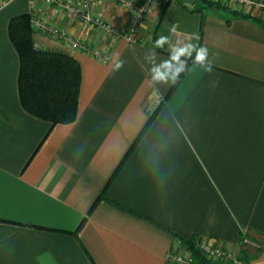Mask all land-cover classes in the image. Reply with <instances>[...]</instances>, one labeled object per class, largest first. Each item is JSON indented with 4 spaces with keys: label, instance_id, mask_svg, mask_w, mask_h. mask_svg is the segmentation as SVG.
Returning <instances> with one entry per match:
<instances>
[{
    "label": "crops",
    "instance_id": "1",
    "mask_svg": "<svg viewBox=\"0 0 264 264\" xmlns=\"http://www.w3.org/2000/svg\"><path fill=\"white\" fill-rule=\"evenodd\" d=\"M92 1L95 17L121 36L73 22L62 4L76 0H0V264H166L169 251L190 252L184 240L192 238L264 264L259 248L239 247L243 235L264 246V9H237L261 24L170 0L158 30L169 43L149 59L164 0H154L136 43L123 35L130 10ZM30 13L108 59L34 31L38 49L81 65L72 124L51 128L21 104L8 26ZM187 44L207 46L211 70L192 62L163 101L183 71L153 83L150 69ZM194 53L180 57L184 69Z\"/></svg>",
    "mask_w": 264,
    "mask_h": 264
},
{
    "label": "trees",
    "instance_id": "2",
    "mask_svg": "<svg viewBox=\"0 0 264 264\" xmlns=\"http://www.w3.org/2000/svg\"><path fill=\"white\" fill-rule=\"evenodd\" d=\"M171 1L163 2L159 14L158 25L154 33V41L159 37L158 30L164 20L167 9ZM197 11L205 9L229 11L227 6H223L219 2L212 0H198L196 4ZM234 10V11H233ZM231 13L248 19H254L258 23L263 24L261 19L253 18L250 14H245L233 9ZM9 36L15 46L20 58V72L18 77L19 97L23 108L31 115L47 121L51 124V128L58 124H72L77 120L79 111V97L81 91L82 71L81 65L71 55L58 51L40 50L35 45L34 30L31 25V14H23L11 19L9 24ZM201 45L199 44L198 47ZM197 47V48H198ZM159 50L160 48H156ZM196 51L189 58V64L178 77L170 91L164 96L163 101L168 99L184 75L188 71L189 65L195 61ZM163 101L151 113L149 120L139 135L135 144L131 147L124 160L120 164L116 173L108 182L103 192L95 201L92 210L104 198H107L108 188L115 178L116 174L125 164L128 157L133 152L136 144L146 133L157 113L162 107ZM91 210V212H92ZM84 221L80 225L82 227ZM78 227V231L80 230ZM187 249L192 253L196 264H213L207 261L198 250L195 239L184 240ZM247 257V255H244ZM249 260V259H245Z\"/></svg>",
    "mask_w": 264,
    "mask_h": 264
},
{
    "label": "built area",
    "instance_id": "3",
    "mask_svg": "<svg viewBox=\"0 0 264 264\" xmlns=\"http://www.w3.org/2000/svg\"><path fill=\"white\" fill-rule=\"evenodd\" d=\"M46 4L55 5L61 4L62 0H41ZM76 3L62 4L63 8L69 14L70 19L75 23H84L87 26L99 28L114 36H121L122 34L114 29L111 25L103 22L100 18L95 17L93 14V1L92 0H76ZM118 2L121 7L130 10L132 13L130 24L123 34L124 37L131 43L137 42V35L139 28L142 26L149 8L152 6L154 0H113ZM219 2L223 6H231L233 9H238L241 5H253L257 9H264V3L255 2L252 0H212ZM35 0H31L34 4ZM234 4V5H233ZM235 6V7H233ZM31 14V13H30ZM31 25L35 32L46 36V38H53L59 42H62L72 48V50H86L95 54L102 62H107V57L101 56L98 52L91 51L90 46L84 44L79 40L69 38V36L60 29L50 26L43 21L38 15L31 14ZM195 244L202 256L213 264H259L258 259L243 260L236 253L228 248H224L221 245L209 243L200 238H194ZM254 245L262 252L264 257V246L260 243L251 241L246 235H243L240 244V250L242 251L246 245ZM264 259V258H263ZM166 264H196V261L191 252L181 253L175 249L169 251L167 255Z\"/></svg>",
    "mask_w": 264,
    "mask_h": 264
},
{
    "label": "clouds",
    "instance_id": "4",
    "mask_svg": "<svg viewBox=\"0 0 264 264\" xmlns=\"http://www.w3.org/2000/svg\"><path fill=\"white\" fill-rule=\"evenodd\" d=\"M177 26H173L172 31H176ZM195 39L199 41V36L196 35ZM169 43L167 36L161 35L158 37L153 45L152 56L149 59H154V49L163 48L165 44ZM196 51L195 63L205 65L208 70H211V64L208 62V48L207 46H200L197 48L196 45L187 44L182 47L171 46L170 56L168 60L162 61L161 64L155 65L150 69L151 80L153 83L167 82L169 79L173 81L179 75L180 72L184 71L185 62L180 59L182 56H191V52ZM218 55V54H217ZM123 67V62L117 57L114 70H119Z\"/></svg>",
    "mask_w": 264,
    "mask_h": 264
},
{
    "label": "water",
    "instance_id": "5",
    "mask_svg": "<svg viewBox=\"0 0 264 264\" xmlns=\"http://www.w3.org/2000/svg\"><path fill=\"white\" fill-rule=\"evenodd\" d=\"M170 0H164V2H169ZM188 5H195L196 3H198V0H180Z\"/></svg>",
    "mask_w": 264,
    "mask_h": 264
},
{
    "label": "rangeland",
    "instance_id": "6",
    "mask_svg": "<svg viewBox=\"0 0 264 264\" xmlns=\"http://www.w3.org/2000/svg\"><path fill=\"white\" fill-rule=\"evenodd\" d=\"M233 5H234V4H233ZM245 6H249V5H245V4L243 5V4H242L241 7H239V8L243 9ZM227 7H228L229 9H233L231 6H227ZM233 7H235V6H233ZM252 7H253V6H252ZM253 8H254V7H253ZM235 10H237V9H235ZM35 35L38 36V35H40V34H39V33H36ZM261 257L264 258L263 255H261Z\"/></svg>",
    "mask_w": 264,
    "mask_h": 264
}]
</instances>
